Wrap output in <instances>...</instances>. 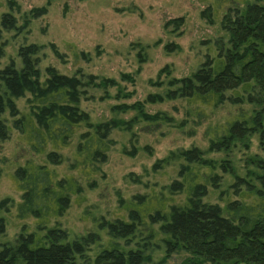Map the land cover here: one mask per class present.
<instances>
[{"label":"trees","instance_id":"trees-1","mask_svg":"<svg viewBox=\"0 0 264 264\" xmlns=\"http://www.w3.org/2000/svg\"><path fill=\"white\" fill-rule=\"evenodd\" d=\"M225 5L221 33L205 41L204 60L190 76L169 78L161 93L144 100L113 105L112 116L98 122L81 103L90 87L115 81L96 83L94 75H68L50 65L41 71L37 43L2 40L3 31L19 34L24 26L0 13V142L14 129L47 162L17 166L20 200H0V237L2 212L14 209L18 219L35 222L31 229L23 225L13 242H0V264H164L177 253L186 254L184 264H264V157L250 151L256 138L264 152V0H214L201 16L213 22ZM11 45L15 56L7 54ZM174 100L184 104L180 128L198 126L226 105L234 110L208 124L206 148L170 150L142 174H126L141 191L119 195L116 215L85 211L88 230L71 234L62 227L72 203L97 187L116 143L113 131L133 137L140 123L173 125L174 117L148 112L146 104ZM63 163L66 171L59 172Z\"/></svg>","mask_w":264,"mask_h":264},{"label":"rangeland","instance_id":"rangeland-1","mask_svg":"<svg viewBox=\"0 0 264 264\" xmlns=\"http://www.w3.org/2000/svg\"><path fill=\"white\" fill-rule=\"evenodd\" d=\"M212 1L0 0V13H10L18 26H24L19 34L3 31L2 40L8 38L16 44L37 43L41 71L50 65L68 75H94L96 83L105 78L115 81V85L108 88L90 87L87 98L81 103L91 120L98 122L112 116L111 106L144 100L148 93H161L169 78L190 76L204 60L205 41L221 33V15L229 3L226 2L210 22L201 16V11ZM35 8L42 10L38 16L31 12ZM169 43L177 44L179 49L167 52L164 46ZM6 49L7 54L15 56L12 45ZM164 68L169 71L167 75L160 74ZM24 102L25 99H20L18 105L23 107ZM146 110L167 112L175 122L159 126L140 123L133 128V137L128 132L113 131L116 143L101 167L97 187L86 190L85 199L73 202L60 218L61 226L71 234L91 227L90 219L83 216L85 211L113 217L119 212V195L141 191L138 185L125 181L126 174H142L170 150L192 145L206 148L204 132L208 124L224 118L234 107L226 105L208 121L198 126L188 122L182 128L176 126L184 119L182 101L146 104ZM134 145L138 149L131 155ZM146 145L150 151L145 149ZM71 148L64 150L65 155H70ZM250 151L264 157L256 138L252 140ZM26 161L47 164L44 155L33 152L12 129L9 137L0 142V200L8 198L15 205L20 200L22 191L14 171ZM66 168L63 163L56 169L65 172ZM1 215L6 231L0 242H13L23 225L31 229L35 224L33 219H18L14 209ZM185 257L184 253L173 254L164 264H184Z\"/></svg>","mask_w":264,"mask_h":264}]
</instances>
